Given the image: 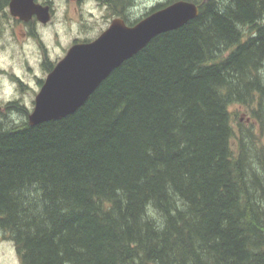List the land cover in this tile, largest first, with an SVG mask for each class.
<instances>
[{"label":"trees","instance_id":"1","mask_svg":"<svg viewBox=\"0 0 264 264\" xmlns=\"http://www.w3.org/2000/svg\"><path fill=\"white\" fill-rule=\"evenodd\" d=\"M189 1L74 113L0 124L19 264H264V0Z\"/></svg>","mask_w":264,"mask_h":264},{"label":"water","instance_id":"2","mask_svg":"<svg viewBox=\"0 0 264 264\" xmlns=\"http://www.w3.org/2000/svg\"><path fill=\"white\" fill-rule=\"evenodd\" d=\"M9 8L24 19L32 13L43 22L49 19L47 8L33 0H10ZM197 15L198 5L193 1L174 0L130 25L122 17H114L96 38L71 45L57 61L36 93L28 124L34 126L74 113L102 80L152 38L177 29Z\"/></svg>","mask_w":264,"mask_h":264},{"label":"flooded vegetation","instance_id":"3","mask_svg":"<svg viewBox=\"0 0 264 264\" xmlns=\"http://www.w3.org/2000/svg\"><path fill=\"white\" fill-rule=\"evenodd\" d=\"M8 1V4L0 7V92L6 86L12 88L13 94L11 97L0 96V116L14 118V115H18L21 112L18 110L19 108H25L23 102L25 90L32 94L31 103L34 105L36 93L39 91L47 74L57 63V61L50 58L52 50L57 46L55 32L51 28L56 16V10L53 0H33L42 7L47 8L49 19L43 22L36 13L30 14L27 19H24L10 12ZM68 1L74 4H82L89 1L96 7L106 9L107 13L110 14L108 25L114 17H122L128 25L134 23L129 18L133 5L132 0H123V2L115 0ZM101 32L91 37H75L71 40L68 48L75 43L91 41ZM25 49L28 52H25ZM16 64L24 69L28 77L27 80L17 72ZM28 80L32 81V84H29ZM33 85L38 87L35 93H32L34 91L32 89ZM3 123L4 121L0 119V124Z\"/></svg>","mask_w":264,"mask_h":264},{"label":"rangeland","instance_id":"4","mask_svg":"<svg viewBox=\"0 0 264 264\" xmlns=\"http://www.w3.org/2000/svg\"><path fill=\"white\" fill-rule=\"evenodd\" d=\"M167 0H132V7L129 13V18L131 21H137L138 19L145 16L149 13L151 7L158 3H164ZM221 1V0H220ZM56 16L52 25V31L55 32V38L57 40V46L51 52V60L58 61L61 59L65 50L71 43V40L75 37H83V36H96L100 31H103L108 27V20L110 14L107 13L106 9L96 7L92 3L85 2L82 4H74L69 2L68 0H53ZM25 52H28L25 49ZM32 59V58H31ZM264 66V62H263ZM263 66H260L262 68ZM17 72L23 75L26 80L28 79L27 74L24 69L19 65H15ZM264 70H260V74H263ZM29 84H32V81L28 80ZM32 93L38 90V87L33 85ZM13 94L12 88L6 87L2 92H0V96L3 97H11ZM32 97V98H31ZM31 99H33L32 94L29 91L25 90L23 102L25 104V108L27 110H31L33 104L31 103ZM233 112V126L236 129L238 126V121H242L244 124L249 123L250 121H255L250 117L249 111L244 110L242 106L235 105L230 109ZM239 117L241 120H239ZM25 118L24 113H18V115H14V118H9L8 116H0V119L4 121V124L10 122H20ZM14 119V120H13ZM0 264H19L18 255L16 253L15 247L12 241L4 238L3 235L0 234Z\"/></svg>","mask_w":264,"mask_h":264},{"label":"bare ground","instance_id":"5","mask_svg":"<svg viewBox=\"0 0 264 264\" xmlns=\"http://www.w3.org/2000/svg\"><path fill=\"white\" fill-rule=\"evenodd\" d=\"M5 2V1H4ZM9 2V1H8ZM5 4V3H4ZM8 4V3H7ZM198 13H199V9H198ZM189 21V20H188ZM185 24V23H184ZM252 30V29H251ZM249 33V32H248ZM243 35V34H242ZM245 35V34H244ZM233 47V46H232ZM263 108V107H262ZM26 120V119H25ZM242 136V135H241ZM149 209V208H148ZM155 213V212H154ZM156 214V213H155ZM154 216V215H153Z\"/></svg>","mask_w":264,"mask_h":264}]
</instances>
